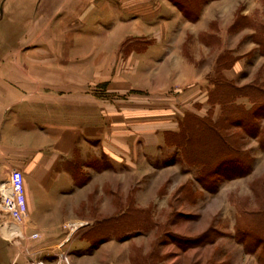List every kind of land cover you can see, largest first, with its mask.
I'll use <instances>...</instances> for the list:
<instances>
[{"label": "rangeland", "instance_id": "1", "mask_svg": "<svg viewBox=\"0 0 264 264\" xmlns=\"http://www.w3.org/2000/svg\"><path fill=\"white\" fill-rule=\"evenodd\" d=\"M171 2L198 18L192 22L177 8L179 23L171 24L163 16L150 24L152 31L172 34L164 44L169 52L158 58L148 76L151 92L120 91L109 81L98 85V190L88 194L84 217L88 224L74 232L67 228L70 225L61 226L58 233L34 231L37 238L25 242L27 250L42 252L34 260L43 264H259L261 247L246 250V243L237 240V231L264 222V151L259 138L244 128L248 123L251 132L256 127L264 132V117H245L242 112L253 108L252 103L236 98L240 113L229 107L225 95L248 87L258 88L264 96V57L254 36L264 26V0ZM15 31L7 28V35L0 34V64L8 62L11 50L27 42L20 37L23 30ZM128 46L141 49L142 42ZM141 82V78L130 79L133 86ZM195 82L199 84L190 89ZM220 99L222 105L216 103ZM258 103L264 105V97ZM142 107L165 111L168 119H150L151 129L145 135L137 130L131 138L121 133L132 130L133 123L141 127V121L122 117ZM178 108L181 118H171ZM240 159L247 164L243 175L211 176L214 169L234 167ZM252 233L264 237L255 229ZM44 234H48L47 245L34 247ZM55 235L64 240L51 246ZM66 238L77 242L70 246ZM25 259L30 264L31 259Z\"/></svg>", "mask_w": 264, "mask_h": 264}, {"label": "crops", "instance_id": "2", "mask_svg": "<svg viewBox=\"0 0 264 264\" xmlns=\"http://www.w3.org/2000/svg\"><path fill=\"white\" fill-rule=\"evenodd\" d=\"M163 16L179 23L171 0H0L1 28L14 33L19 28L27 39L0 64V192L11 170L21 172L28 216L22 229L0 228V264L34 259L37 251L25 247L34 231L87 226L88 194L98 190V85L109 81L114 89L142 94L151 89L148 76L169 52L164 44L172 36L150 27ZM136 40L141 49L128 46ZM136 78L142 82L133 86L130 79ZM181 116L179 108L171 114ZM164 117L165 111L132 108L122 118L139 120L141 127L133 123L121 133L145 135L150 119ZM47 235L33 246H46ZM57 236L49 245L64 240Z\"/></svg>", "mask_w": 264, "mask_h": 264}, {"label": "trees", "instance_id": "3", "mask_svg": "<svg viewBox=\"0 0 264 264\" xmlns=\"http://www.w3.org/2000/svg\"><path fill=\"white\" fill-rule=\"evenodd\" d=\"M171 1H176V0H171ZM176 7L181 10V12L184 14V17L192 22H194L197 18L198 15H194V16H190L186 13V11H183V9H181V7H178V5H176ZM264 36V26L262 27V25H260L254 33L255 39H256V44L258 46V51L259 54L261 56L264 57V38L260 37L258 39V36ZM246 90H248L246 92ZM236 93V94H235ZM252 93V94H251ZM234 94V95H233ZM226 98L228 101L227 103L229 104L230 108H234L240 111V113L242 112V109L240 108L241 106L236 105L235 106V99L238 97H243L246 98L250 101V103H252L253 108L248 109L244 112H242L245 117H250V116H254L256 118L259 117H264V113H259V109H264V105H257L258 100H260V98L264 97L263 93H261L258 88H243V89H231L228 90L226 93ZM209 99H211V96L209 97ZM257 102V103H256ZM216 103H218L219 105H222V101L221 99L219 101H217ZM256 127V126H255ZM244 128H246V132L248 133H253L254 137L259 138V146L261 148L262 151H264V132H262V129H258L257 127L255 129L252 130L249 128L248 123L244 126ZM248 130V131H247ZM238 160V159H237ZM234 167H228V166H224V167H220L219 170L214 169V171L211 173V176H213V173L218 174L217 176L223 177L225 179H229V178H235L237 176H241L245 173L244 169L247 166V164L240 159V161H237V163H234ZM219 166V165H218ZM259 223V222H258ZM258 227V226H257ZM255 228H246V231L244 229L242 230H238L237 231V240H239L240 242L243 241V243L245 244L246 250H251V251H256L257 248L260 246L261 249L258 252V260H259V264H264V237H257L254 236L253 229H255L257 232L259 233H263L264 234V222L260 224V226ZM253 241V242H252Z\"/></svg>", "mask_w": 264, "mask_h": 264}, {"label": "built area", "instance_id": "4", "mask_svg": "<svg viewBox=\"0 0 264 264\" xmlns=\"http://www.w3.org/2000/svg\"><path fill=\"white\" fill-rule=\"evenodd\" d=\"M27 219L23 176L18 170H11L8 176L7 189L0 192V228L13 225L14 227L22 229L25 227ZM30 238H37V234L32 233ZM41 253V251H37L34 254ZM30 264H43V261L32 259Z\"/></svg>", "mask_w": 264, "mask_h": 264}]
</instances>
